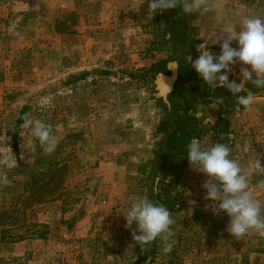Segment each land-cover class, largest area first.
Here are the masks:
<instances>
[{
  "label": "rangeland",
  "instance_id": "obj_1",
  "mask_svg": "<svg viewBox=\"0 0 264 264\" xmlns=\"http://www.w3.org/2000/svg\"><path fill=\"white\" fill-rule=\"evenodd\" d=\"M148 3L0 0V264H264V238L230 235L229 217L214 215L205 199L207 177L192 167L173 191L180 203L170 212V253L159 238L137 246L136 225L125 228L122 213L135 198L161 204L153 192L157 177L159 189L167 180L155 167L158 105L195 71L187 61L194 44L220 49L227 22L264 17V0H206L190 14L202 28L188 48L164 27L171 12L153 16ZM161 60L180 68L166 101L157 89L165 74L148 72ZM236 68L229 81L239 83ZM252 93L250 110L236 97L227 108V145L242 166L259 159L264 167V89ZM25 115L52 126L55 152L22 127ZM262 181L264 172L255 173L250 188L264 201Z\"/></svg>",
  "mask_w": 264,
  "mask_h": 264
},
{
  "label": "clouds",
  "instance_id": "obj_2",
  "mask_svg": "<svg viewBox=\"0 0 264 264\" xmlns=\"http://www.w3.org/2000/svg\"><path fill=\"white\" fill-rule=\"evenodd\" d=\"M178 4H181V0H149L148 13L154 16L163 10L175 9ZM181 6L185 14H192L204 9L206 0H184ZM233 42L236 47L232 46ZM216 43H220L219 55L210 52L202 43L197 46L199 56L192 60L189 55L187 61L205 84L212 89L218 86L227 88L244 111H248L255 97L251 91L241 94L245 93V85L264 89V17L248 14L238 22H227ZM235 65H240L239 83L229 81V73L233 72ZM22 127L39 141L46 154L55 152L59 137L53 133L51 125L25 115ZM241 151L249 153L252 144L245 141ZM186 153L190 166L207 177L202 186L206 189L205 199L211 201L213 214L223 212L229 217L226 231L236 239L250 232L264 238V201L258 199L250 188L251 177L257 172H264L260 160L250 161L244 167L238 158L233 157L232 149L227 144H208L206 140L196 137L186 145ZM169 180L170 177L163 182L167 184ZM161 181V177H157L153 192L160 191ZM261 183L264 184V181ZM122 214L126 220L125 228L131 229L133 224L136 225L132 237L137 246L148 245L159 238L165 254L173 250L175 242L171 240V226L174 221L164 205L146 195L139 196Z\"/></svg>",
  "mask_w": 264,
  "mask_h": 264
},
{
  "label": "trees",
  "instance_id": "obj_3",
  "mask_svg": "<svg viewBox=\"0 0 264 264\" xmlns=\"http://www.w3.org/2000/svg\"><path fill=\"white\" fill-rule=\"evenodd\" d=\"M171 12L169 18L165 19L164 27L167 32H173L179 35L188 48H191L190 41L196 37L197 32L195 26L191 24L190 14H185L181 4L175 9H166ZM148 72L151 74H169L168 62L161 60L153 64ZM257 90L251 84H246L245 93ZM206 97H213L222 100L227 106H231L232 93L224 87H216L212 89L205 84L202 79L193 71L187 87H177L169 95L168 102H164L162 98L159 102V113L162 115L159 125V131L163 137L156 142L154 155L156 158V175L162 174L164 178L170 180L167 184L163 183V187L156 193L158 201L161 202L170 212L176 211V205L180 203V199L173 195V191L179 188V180L181 173L187 165L185 159L186 145L191 138L211 133L214 143H225L229 141L228 133H230L231 119L230 112L225 111L224 116L218 117L213 124L203 127L199 124L195 116H189L186 119L178 117L181 109H187L189 113H193L199 104V100Z\"/></svg>",
  "mask_w": 264,
  "mask_h": 264
},
{
  "label": "crops",
  "instance_id": "obj_4",
  "mask_svg": "<svg viewBox=\"0 0 264 264\" xmlns=\"http://www.w3.org/2000/svg\"><path fill=\"white\" fill-rule=\"evenodd\" d=\"M183 2L184 0H181V4ZM191 24L195 26L198 35V32L201 31L202 26H200L199 23L197 24L194 18L191 19ZM198 36H200L201 38V35ZM189 77H190V73L188 71H186V73H183L179 78L178 81L179 85L181 87H187L189 84ZM226 109L227 106L222 102V100L213 97H206L200 99V104L197 105L193 113L190 114L187 109H181L180 112L178 113V117L181 119H186L191 115L195 116L198 119L199 124L206 128L211 124H213L218 117L224 116L226 114L225 113ZM230 131L232 132V126L230 127ZM231 132L228 133L229 137L231 136ZM201 140L202 141L206 140L208 144H213V138L211 133L202 135ZM185 159L188 161L187 155H185ZM189 167L191 166L188 162L182 172H185Z\"/></svg>",
  "mask_w": 264,
  "mask_h": 264
},
{
  "label": "water",
  "instance_id": "obj_5",
  "mask_svg": "<svg viewBox=\"0 0 264 264\" xmlns=\"http://www.w3.org/2000/svg\"><path fill=\"white\" fill-rule=\"evenodd\" d=\"M168 70L170 71V74H165L161 77L160 80L157 82V89L159 90L160 95L163 97V99L166 101L168 94L171 91V88L178 78L179 74V67L177 62H171L168 65Z\"/></svg>",
  "mask_w": 264,
  "mask_h": 264
},
{
  "label": "built area",
  "instance_id": "obj_6",
  "mask_svg": "<svg viewBox=\"0 0 264 264\" xmlns=\"http://www.w3.org/2000/svg\"><path fill=\"white\" fill-rule=\"evenodd\" d=\"M204 43L207 47V49L212 52L213 54L215 55H219L220 54V49L215 47V46H212V45H209L206 41H204L203 39H199L198 41H196V43L194 44V47H193V57L196 59L200 52L197 50V46ZM239 70H240V65H237V68H236V71H235V75L237 77H239ZM196 137V136H194ZM197 138V137H196Z\"/></svg>",
  "mask_w": 264,
  "mask_h": 264
}]
</instances>
